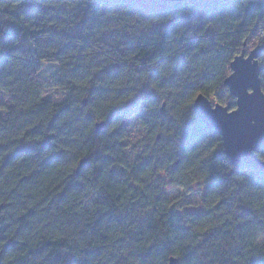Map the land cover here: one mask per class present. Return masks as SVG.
Instances as JSON below:
<instances>
[{"label": "trees", "instance_id": "trees-1", "mask_svg": "<svg viewBox=\"0 0 264 264\" xmlns=\"http://www.w3.org/2000/svg\"><path fill=\"white\" fill-rule=\"evenodd\" d=\"M262 33L264 0H0L2 264H264V173L229 162L192 106H235L230 62ZM197 182L180 212L173 189Z\"/></svg>", "mask_w": 264, "mask_h": 264}, {"label": "water", "instance_id": "water-1", "mask_svg": "<svg viewBox=\"0 0 264 264\" xmlns=\"http://www.w3.org/2000/svg\"><path fill=\"white\" fill-rule=\"evenodd\" d=\"M126 1L136 3L151 12L178 8L183 2V0ZM222 2L223 0H197L200 7L207 8ZM263 49L262 44H258L247 53L243 48L230 62L231 75H227L223 83L228 93L234 97V108H231L230 103L226 105L212 103L202 94H197L192 104L195 116L202 121L204 127L220 134L223 154L229 162L233 165L244 162L262 173L264 160L259 159L256 153L264 146V92L261 88L258 59ZM104 124V121L97 122L95 129L98 131ZM168 264H177L176 259L170 257Z\"/></svg>", "mask_w": 264, "mask_h": 264}, {"label": "rangeland", "instance_id": "rangeland-1", "mask_svg": "<svg viewBox=\"0 0 264 264\" xmlns=\"http://www.w3.org/2000/svg\"><path fill=\"white\" fill-rule=\"evenodd\" d=\"M260 39H261V34L258 36H254L251 35L249 38V43L246 47V53L249 52L251 49H253V47L257 46L260 43ZM43 75L46 74V70H43L41 72ZM45 97H49L47 94L45 95ZM51 97L54 100L59 99V95L58 94H53L51 95ZM232 101H234V98L232 99ZM4 102V98L2 96H0V109H1V104H3ZM212 103H215L214 101H212ZM222 105H226L224 102L220 103ZM231 108H234V106H231ZM1 112V111H0ZM134 120V119H133ZM140 123V122H139ZM139 123L137 120H134L133 123L131 121H129V126H128V131L129 133V142H131V144L136 145L141 147L143 142H142V138H141V134L142 131L139 127ZM137 142H139L138 144H136ZM173 189V188H172ZM203 189L202 184L197 183H193V185L191 187H185V188H181V187H176L175 189H173L172 194L175 198L173 204L175 205V207L178 208V210L180 212L183 211H189V212H193V211H197L198 208L200 207V201H201V191ZM261 241L264 243V232L261 235ZM124 246V243H118V248L122 249V247ZM107 264H115L114 263V259H112L110 262H108Z\"/></svg>", "mask_w": 264, "mask_h": 264}, {"label": "snow or ice", "instance_id": "snow-or-ice-1", "mask_svg": "<svg viewBox=\"0 0 264 264\" xmlns=\"http://www.w3.org/2000/svg\"><path fill=\"white\" fill-rule=\"evenodd\" d=\"M182 8H197L200 7V5L197 3V0H183V2L179 5ZM262 36H264V33H262ZM245 60H247V57H245ZM262 64H264V60L261 61ZM231 75V73H230ZM250 94V92H249ZM261 152H264V148L260 149Z\"/></svg>", "mask_w": 264, "mask_h": 264}]
</instances>
